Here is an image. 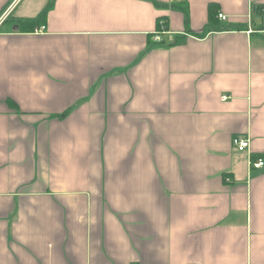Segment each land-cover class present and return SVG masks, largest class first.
Instances as JSON below:
<instances>
[{
  "label": "crops",
  "instance_id": "0c3cea01",
  "mask_svg": "<svg viewBox=\"0 0 264 264\" xmlns=\"http://www.w3.org/2000/svg\"><path fill=\"white\" fill-rule=\"evenodd\" d=\"M257 156L264 0H0V264H264Z\"/></svg>",
  "mask_w": 264,
  "mask_h": 264
},
{
  "label": "built area",
  "instance_id": "2783aa9c",
  "mask_svg": "<svg viewBox=\"0 0 264 264\" xmlns=\"http://www.w3.org/2000/svg\"><path fill=\"white\" fill-rule=\"evenodd\" d=\"M226 17L227 16L221 12L217 13V18H219L221 20H225ZM158 23H159V29L156 32H154V36H153V39L156 41L161 40L159 33L164 31L162 20L159 19ZM232 142H233V145L235 146V148L238 150H244V149L248 148V146H249L248 137L234 136L232 139ZM250 165L252 167H255V168L262 167L264 165L263 157L262 156L253 157L252 159H250ZM194 264H198V263H194Z\"/></svg>",
  "mask_w": 264,
  "mask_h": 264
},
{
  "label": "trees",
  "instance_id": "16d2710c",
  "mask_svg": "<svg viewBox=\"0 0 264 264\" xmlns=\"http://www.w3.org/2000/svg\"><path fill=\"white\" fill-rule=\"evenodd\" d=\"M175 6H182V7H179L180 9L183 8V5H180L179 3L177 4H174ZM256 10L258 12H263V9L261 7H257ZM46 12H47V7H44V9H42L37 15H35L34 17H31V18H28V19H25V20H20L19 21V24L21 25V27H27V26H30V27H34L35 25H38L39 23L41 22H44L45 18H46ZM185 12V10H184ZM214 13H216L211 7H209V18H212L214 17ZM216 17H217V13L215 14ZM159 19L162 20V24H163V28L165 29L167 27V16H161V17H158ZM208 18V19H209ZM208 24L210 25V22H208ZM208 24H206V26H209ZM157 26L159 27V23L157 22Z\"/></svg>",
  "mask_w": 264,
  "mask_h": 264
}]
</instances>
